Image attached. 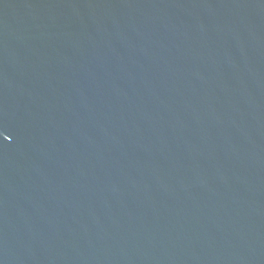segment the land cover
<instances>
[{"label":"water","instance_id":"1","mask_svg":"<svg viewBox=\"0 0 264 264\" xmlns=\"http://www.w3.org/2000/svg\"><path fill=\"white\" fill-rule=\"evenodd\" d=\"M0 264H264V0H0Z\"/></svg>","mask_w":264,"mask_h":264}]
</instances>
